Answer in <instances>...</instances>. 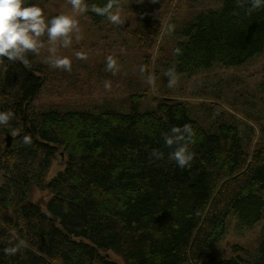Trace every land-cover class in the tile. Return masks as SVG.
Here are the masks:
<instances>
[{
	"label": "trees",
	"instance_id": "16d2710c",
	"mask_svg": "<svg viewBox=\"0 0 264 264\" xmlns=\"http://www.w3.org/2000/svg\"><path fill=\"white\" fill-rule=\"evenodd\" d=\"M122 1L114 0L113 11ZM108 2L82 0L92 24L108 20L92 10ZM46 3L26 0L43 16ZM171 3L134 0L129 10L155 41L161 21L154 15L165 16ZM191 11L180 21L168 19L178 38L169 68L175 75L238 69L264 52V7L221 0L217 8ZM17 57H0V112L14 114L0 125V264H118L110 251L123 264H264V122L258 116L241 122L220 112L213 120L218 97L192 102L146 89L124 98L128 113L95 102L88 110L57 103L36 109L54 76L35 52ZM148 99L152 106L140 109ZM185 124L193 129L194 158L181 169L169 159L173 149L164 135ZM57 157L63 167L47 181ZM35 189L48 199L33 201ZM231 222L242 234L261 224L260 233L253 249L233 245L232 256L220 257L214 252ZM20 241L15 255L5 254Z\"/></svg>",
	"mask_w": 264,
	"mask_h": 264
},
{
	"label": "rangeland",
	"instance_id": "374dc122",
	"mask_svg": "<svg viewBox=\"0 0 264 264\" xmlns=\"http://www.w3.org/2000/svg\"><path fill=\"white\" fill-rule=\"evenodd\" d=\"M133 1H122L119 7L122 23L113 24L107 20L99 26L92 24L91 18L83 11L73 9L71 0H47L46 21L53 18L55 13L66 14L76 20V27L68 34L71 43L67 47L63 46L62 38L50 41L46 31L37 38L38 51L35 56L49 66L54 77L50 81L47 78L48 81L44 83L34 102L36 109L57 103L64 107L82 105L81 110H88L95 106V102L128 113L130 105L124 98L134 95L136 89H146L150 96L164 92V95L172 98H188L192 102H215V97H218L219 105L211 103L213 120L220 112H229L241 122H248L245 115L258 116L264 122V52L234 70L215 69L193 78L187 76L186 79L174 74L175 83L169 87L167 73L178 38L171 35L173 30L167 26L168 19L174 16L180 21L193 13L192 7L194 11L217 8L221 0H172L165 16L154 15L161 21L155 41L149 33V26L140 21L135 12H130ZM78 53L84 58H79ZM62 57L71 60V71L53 66L54 60ZM109 57L116 61L114 70L107 68ZM106 82L110 87H105ZM142 104L140 109L152 106L150 99ZM249 124L258 128L255 123ZM240 127L241 130L245 128L242 124ZM63 164L64 159L57 157L45 179L50 180ZM47 199L46 191H32L33 201ZM260 229L261 224L251 230L244 229L242 234L231 222L228 233L218 243V250L214 253L220 257H230L234 254L233 245H247L253 249ZM108 254L111 260L123 264L120 256L112 251Z\"/></svg>",
	"mask_w": 264,
	"mask_h": 264
},
{
	"label": "clouds",
	"instance_id": "9594fccd",
	"mask_svg": "<svg viewBox=\"0 0 264 264\" xmlns=\"http://www.w3.org/2000/svg\"><path fill=\"white\" fill-rule=\"evenodd\" d=\"M73 9L84 11L82 0H71ZM251 9H259L264 7V0H250ZM114 0L104 7H94L92 10L98 15L107 16V19L113 24L122 23L119 6L115 5L116 10L113 11ZM76 27V20L66 14H61L51 18L46 22L42 9L36 5H26V0H0V57H6L9 60L17 59V53L21 51H38L37 38L45 31L49 40L55 42L58 38H62L63 46L67 47L71 43L69 33ZM176 54L180 55L181 50L176 49ZM79 58H84L82 54H77ZM116 61L109 57L107 61L108 70H114ZM55 68H62L71 71V60L68 57L56 58L53 62ZM143 72L144 69L141 68ZM175 69L169 70V87L175 83ZM115 74V73H113ZM151 83V80L149 81ZM105 87H110L106 82ZM11 111L0 112V125L7 124L13 117ZM187 133V137L183 135ZM193 129L190 125L185 124L183 127H173L171 134L164 135V143L173 150L169 152V159L183 169L190 166L194 158V153L190 151L188 145L191 143ZM25 144H30L31 140L28 136L23 138ZM183 142V143H182ZM151 155L157 159L161 158L159 150L154 149ZM20 247H23V241H20L13 247H7L3 251L7 255H15Z\"/></svg>",
	"mask_w": 264,
	"mask_h": 264
},
{
	"label": "bare ground",
	"instance_id": "6f19581e",
	"mask_svg": "<svg viewBox=\"0 0 264 264\" xmlns=\"http://www.w3.org/2000/svg\"><path fill=\"white\" fill-rule=\"evenodd\" d=\"M10 139V138H9ZM7 143H8V138H7ZM108 255V257L110 258V256H109V254H107Z\"/></svg>",
	"mask_w": 264,
	"mask_h": 264
},
{
	"label": "water",
	"instance_id": "95a60500",
	"mask_svg": "<svg viewBox=\"0 0 264 264\" xmlns=\"http://www.w3.org/2000/svg\"><path fill=\"white\" fill-rule=\"evenodd\" d=\"M9 140H10V139L8 138V144H9Z\"/></svg>",
	"mask_w": 264,
	"mask_h": 264
}]
</instances>
